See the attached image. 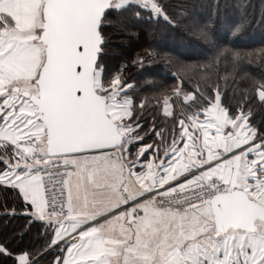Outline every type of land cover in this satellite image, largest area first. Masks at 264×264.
Returning a JSON list of instances; mask_svg holds the SVG:
<instances>
[{"label":"snow or ice","instance_id":"6c2138e0","mask_svg":"<svg viewBox=\"0 0 264 264\" xmlns=\"http://www.w3.org/2000/svg\"><path fill=\"white\" fill-rule=\"evenodd\" d=\"M253 22L264 0H0V264H264V75L175 43L218 57Z\"/></svg>","mask_w":264,"mask_h":264},{"label":"trees","instance_id":"16d2710c","mask_svg":"<svg viewBox=\"0 0 264 264\" xmlns=\"http://www.w3.org/2000/svg\"><path fill=\"white\" fill-rule=\"evenodd\" d=\"M252 2L256 5L259 4V0H252ZM256 11L258 15L260 11L259 7H257ZM229 40L232 41L228 45L231 51L226 54L221 53L218 57L211 51H205L195 45H189L187 41L177 39L175 43L184 53L181 59L185 63L199 65L208 62L211 58L220 69L227 68L229 72H232L234 65H236L238 69H242L240 73L241 77L248 75L259 78L261 75H264V26L253 22L252 26L240 35L239 39L232 40L229 37ZM145 47L147 46L142 41L134 39L128 47V58L132 59L136 57V54L142 52ZM237 60L239 61L238 64ZM130 71L135 72L134 69ZM224 75L225 73L221 71V78ZM161 78L165 86L169 89L177 86V83H180L182 86V81L184 84H190L191 87H196L195 81L198 79V77L193 76L191 73L185 75L175 68L169 70L161 69ZM223 87V79H221V88ZM261 115L264 114H258L256 117L257 120L261 118Z\"/></svg>","mask_w":264,"mask_h":264},{"label":"rangeland","instance_id":"374dc122","mask_svg":"<svg viewBox=\"0 0 264 264\" xmlns=\"http://www.w3.org/2000/svg\"><path fill=\"white\" fill-rule=\"evenodd\" d=\"M177 86H181L180 83H177ZM173 99H174V97H173Z\"/></svg>","mask_w":264,"mask_h":264}]
</instances>
